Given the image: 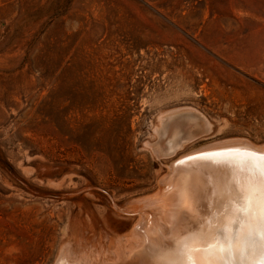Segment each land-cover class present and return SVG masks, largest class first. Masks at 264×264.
<instances>
[{"label": "rangeland", "instance_id": "obj_1", "mask_svg": "<svg viewBox=\"0 0 264 264\" xmlns=\"http://www.w3.org/2000/svg\"><path fill=\"white\" fill-rule=\"evenodd\" d=\"M177 108L213 128L156 156ZM230 138L264 144V0H0V264L110 258L122 208Z\"/></svg>", "mask_w": 264, "mask_h": 264}, {"label": "bare ground", "instance_id": "obj_2", "mask_svg": "<svg viewBox=\"0 0 264 264\" xmlns=\"http://www.w3.org/2000/svg\"><path fill=\"white\" fill-rule=\"evenodd\" d=\"M159 119L160 125L155 129L157 139L151 147L156 156H171L195 140L209 136L213 128L202 112L192 108L168 110ZM228 148L264 153V144L230 138L181 154L169 163V170L160 178L161 185L154 193L132 200L122 208L136 215L137 220L129 233L115 238L110 258L106 256L107 246L96 254L83 248L75 254L64 244L54 264H264V234L258 229L251 238L247 236V228L239 234L230 232L226 237L215 235L228 203L221 198L222 186L234 179L241 188L253 185L259 188L256 178L249 172L233 175L227 168L201 161L177 164L186 156ZM252 208L258 216L256 199ZM212 214L216 219H212ZM210 219L213 227L206 226L205 231L212 235L193 242L191 237L199 225ZM252 224L256 227L255 220ZM185 243L187 250L183 247ZM185 251L186 255H182Z\"/></svg>", "mask_w": 264, "mask_h": 264}, {"label": "snow or ice", "instance_id": "obj_3", "mask_svg": "<svg viewBox=\"0 0 264 264\" xmlns=\"http://www.w3.org/2000/svg\"><path fill=\"white\" fill-rule=\"evenodd\" d=\"M224 157L228 159H218ZM188 161H201L205 164L227 168L233 175L237 172L251 173L256 178L259 188L255 185L246 189L241 188L238 181L234 179L222 186L221 198L228 203L222 213L223 219L219 221V226L216 227L215 235L226 237L228 233L233 231L239 234L245 228H247L249 238L257 229L264 234V153H257L248 149L228 148L216 152H202L196 156H186L184 160L177 161V164L185 165ZM245 164L247 167L244 166ZM254 199L257 200L260 209L258 216L256 210L252 208ZM212 219H216L215 214H212ZM253 220L256 222V227H253ZM206 226L208 228L213 227L211 219L199 225V230L191 237L193 242L212 235L205 231ZM183 247L187 250L188 244L185 243ZM220 250L223 251L222 248ZM182 255H186V251Z\"/></svg>", "mask_w": 264, "mask_h": 264}]
</instances>
